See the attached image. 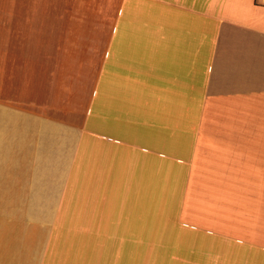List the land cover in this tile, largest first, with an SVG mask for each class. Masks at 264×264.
Returning a JSON list of instances; mask_svg holds the SVG:
<instances>
[{
	"label": "crops",
	"instance_id": "obj_1",
	"mask_svg": "<svg viewBox=\"0 0 264 264\" xmlns=\"http://www.w3.org/2000/svg\"><path fill=\"white\" fill-rule=\"evenodd\" d=\"M260 2H62L106 47L83 98L0 101V264H264Z\"/></svg>",
	"mask_w": 264,
	"mask_h": 264
},
{
	"label": "rangeland",
	"instance_id": "obj_2",
	"mask_svg": "<svg viewBox=\"0 0 264 264\" xmlns=\"http://www.w3.org/2000/svg\"><path fill=\"white\" fill-rule=\"evenodd\" d=\"M62 2L64 0H0V101L22 102L26 106L30 79L36 80L30 84L41 94V104L49 102L46 97L49 89L68 94L70 98L71 82L77 75L86 76L77 95L83 98L90 88L91 74L97 65V55L93 56L106 47L107 27L106 24L101 27L98 44L93 47L91 29L86 28L90 26L86 19H91V14L62 12ZM101 13V19L107 20V9ZM123 239L116 238V245H122ZM128 239H131L126 244L132 247V264H155L153 261L157 259L163 263L166 255H171V252L146 253L140 250L141 238ZM147 239L149 244H156L155 238ZM100 243H108L107 238ZM173 255L191 254L181 251Z\"/></svg>",
	"mask_w": 264,
	"mask_h": 264
},
{
	"label": "built area",
	"instance_id": "obj_3",
	"mask_svg": "<svg viewBox=\"0 0 264 264\" xmlns=\"http://www.w3.org/2000/svg\"><path fill=\"white\" fill-rule=\"evenodd\" d=\"M262 5H264V0H261V2H260Z\"/></svg>",
	"mask_w": 264,
	"mask_h": 264
}]
</instances>
